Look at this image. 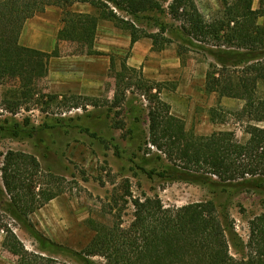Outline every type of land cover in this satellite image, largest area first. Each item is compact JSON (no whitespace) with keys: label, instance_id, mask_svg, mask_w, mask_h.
Masks as SVG:
<instances>
[{"label":"trees","instance_id":"obj_1","mask_svg":"<svg viewBox=\"0 0 264 264\" xmlns=\"http://www.w3.org/2000/svg\"><path fill=\"white\" fill-rule=\"evenodd\" d=\"M255 1L221 0L222 10L207 19L195 0H172L168 11L178 25L156 23L159 31L146 33L135 22L141 13L162 10L156 0H0V86L12 82L3 91L0 104L15 114L24 103L38 102L39 97H47L50 103L74 101L72 107H79L80 99L97 100L75 94L41 93L36 83L47 76L50 58L60 56V42L76 44L72 54L109 56L112 71L115 55L94 49L97 27L103 19L128 32L130 49L144 37L151 39L153 51H161L176 42L181 65H185L189 47L198 48L213 57L205 73L204 91L215 93L217 98L244 102L239 119L247 115L249 138L241 143L231 131L210 135L188 132L184 121L172 115L170 105L161 98V91L170 89L167 82L145 78L141 68L127 64V53L120 58V68L113 74L115 93L111 107L125 101V92L132 84L131 78H126L130 73L137 74L135 84L148 101L145 105L148 124L146 131L141 129L136 116L132 125L140 131L132 127L127 131L139 150L144 148L140 159L133 164L149 177L157 176L165 181L264 194V127L251 123L264 120V25L257 23L264 16V7L263 0H257L260 5L254 8ZM76 2L89 4L93 12L67 9ZM47 6L62 9V26L55 47L44 52L21 45L19 36L25 21ZM120 11L129 18L120 15ZM209 114L210 120L216 121L214 107L209 109ZM11 132L17 137L23 131L14 127ZM112 147L120 153L117 144ZM153 148L157 151H152ZM149 163L156 165L147 169ZM56 183L51 173L41 169L35 155L19 150L4 154L0 167V210L23 225L42 247L47 239L34 228L30 215L61 193ZM125 192L131 196L128 188ZM130 203L133 219L127 227L121 226L120 214L114 216L117 222L111 227L90 220L94 231L91 242L82 251L73 253L101 255L106 264H264V211L248 222L246 242L235 240V246L241 250L240 257H235L230 252L229 217L227 213L221 214L212 201L165 207L154 196L132 197ZM0 229L4 232L2 245L17 257L16 264H39L45 258L28 251L6 225ZM86 256L83 260L91 264Z\"/></svg>","mask_w":264,"mask_h":264},{"label":"rangeland","instance_id":"obj_2","mask_svg":"<svg viewBox=\"0 0 264 264\" xmlns=\"http://www.w3.org/2000/svg\"><path fill=\"white\" fill-rule=\"evenodd\" d=\"M156 1L161 4L162 10L154 9L141 13L135 22L141 32L159 31L156 23L178 25L168 11V5L172 0ZM195 2L207 19L223 8L221 0ZM261 3L264 7V0ZM255 4L257 8L260 5L257 0L253 5ZM52 7L55 12L49 9L48 13H43L44 17L50 20L59 19L61 22L62 9ZM67 9L76 11L69 7ZM119 14L129 18L124 12L120 11ZM99 24L102 39L113 33L117 34L119 39L121 33L128 34L127 31L115 27L110 20H100ZM144 38L152 44L150 38ZM58 49L60 56L64 58L52 59L49 63L53 78L50 76L41 79L36 83V88L41 93L61 96L75 94L97 100L90 102L80 99L77 101L79 107H72L74 101L50 103L47 97H39L38 102L24 103L15 114L0 104V167L8 150L31 153L39 160L41 169L53 175L57 182L54 185L61 190L58 196L30 215L34 228L47 239L46 246L42 247L23 225L11 219L2 210L0 226L6 225L12 229L28 251L44 256L39 264H87L83 260L85 254L75 255L73 252L82 251L91 242L94 231L89 221L93 220L111 227L117 222L114 216L120 214L121 226L127 227L133 219V206L130 203L132 197L144 199L157 196L165 207L210 200L221 214L227 213L232 226L229 236L230 252L235 257H240L241 250L235 246V240L246 242L249 233L248 222L264 211V194L223 189L220 186L212 189L207 185L179 180L165 181L141 172L133 162L140 159L138 157L142 155L144 148L139 150L135 140L128 137L127 133L131 127L134 131H140L132 125L136 116H139L141 129L147 130L145 105L148 101L135 84L137 74L130 73L126 78H131L132 84L125 92V101L118 107H111L115 93L113 74L120 68V58L127 53L130 55L131 49L127 47L108 53L115 55V67L111 71L109 61L105 65H99L101 70L97 75L101 76V86H95L92 94H79L73 90L58 92L54 84L61 79L63 72L69 73L66 79L71 80L74 79L77 70L90 71L94 67L98 71L99 67L84 60L76 62L71 58L73 55H79L72 54L76 44L60 42ZM161 58L170 67L160 69L165 78H154L151 75ZM185 58V65L171 67L174 61L179 60L176 42H173L161 51L151 52L141 64L137 61L133 66L129 63V57L127 64L141 68L143 76L151 81L167 82L170 89H163L161 98L170 105L171 114L184 121L188 132L194 135H210L231 131L237 141L245 142L249 138L246 132L248 118L244 115L239 119L244 102L235 98L217 100L215 93L209 94L204 91L205 73L213 57L198 48L189 47ZM80 82L82 80H79ZM11 83L8 81L5 86H0V103L3 91ZM258 90L261 94L262 84ZM94 101L97 102L96 105ZM211 107L216 109V121L210 120ZM251 123L264 127V120ZM14 127L23 131L20 136H12L11 131ZM112 138L113 140H110ZM114 144L119 146V154L112 147ZM152 151L157 150L153 148ZM155 165L149 163L146 167L150 169ZM127 188L131 196L126 194ZM3 238L4 232L0 229V264H16L17 257L3 247ZM86 257L91 260V264H106L105 258L101 255Z\"/></svg>","mask_w":264,"mask_h":264},{"label":"crops","instance_id":"obj_3","mask_svg":"<svg viewBox=\"0 0 264 264\" xmlns=\"http://www.w3.org/2000/svg\"><path fill=\"white\" fill-rule=\"evenodd\" d=\"M51 7L52 6H47L42 13H37L33 17L25 21L21 30V34L19 36V43L21 45L35 48L44 52H51L53 50L56 44L57 32L62 25L59 19L50 20L49 18L44 17L43 13H48L49 9L55 12L54 9H52L53 7ZM69 8L74 9L76 11L79 10L80 12L85 13L92 12L90 5L87 3H74ZM254 8H257L256 4L254 5ZM257 22L258 24L263 25L264 16L259 17L257 19ZM117 36V34L114 35L113 33L109 36H104V38L102 39L100 24H98L96 37L94 40V49L109 53L111 51H118V49L124 50L127 47L129 48V34L121 33L120 39ZM151 52H153V50L151 49V43L145 38L139 39L132 46L131 54L129 55V63L135 66V62L139 61L141 64L143 59ZM61 58L64 57H51L49 63L52 62V59ZM71 58H74L76 62L79 60H84L85 62H89L96 66H99L101 64L105 65L109 61V56L107 55H73ZM174 62L175 63H172L171 65L172 68H176L178 66L181 67L180 60ZM169 67L170 65H167L166 61L161 58V60L159 59L157 61L156 69L154 70V73H152L153 75L151 76L154 78H165L163 77L162 70L160 69ZM100 70L101 66L98 67V71H96L94 67L90 71L77 70L75 71L74 79L71 80L66 79V75H69V73L66 74L63 72L60 76L61 79L57 80L58 82H56L54 86L58 89V92H67L68 90H73L78 92L79 94H92L94 92L95 86H101V76L97 75V72H100ZM51 71L52 68H49L48 65V73L46 77L50 78L51 76V78H53ZM95 77H99V79H96ZM79 80H82V82L79 83ZM96 81H98V84L96 83ZM223 98L230 100L227 97H222V99ZM169 103L171 104V101Z\"/></svg>","mask_w":264,"mask_h":264}]
</instances>
